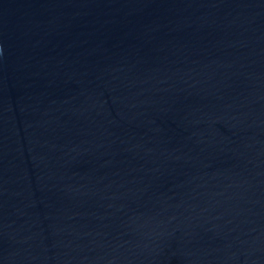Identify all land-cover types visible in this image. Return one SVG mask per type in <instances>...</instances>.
Returning a JSON list of instances; mask_svg holds the SVG:
<instances>
[{"label": "water", "instance_id": "obj_1", "mask_svg": "<svg viewBox=\"0 0 264 264\" xmlns=\"http://www.w3.org/2000/svg\"><path fill=\"white\" fill-rule=\"evenodd\" d=\"M0 29L129 42L264 81V0H0Z\"/></svg>", "mask_w": 264, "mask_h": 264}]
</instances>
